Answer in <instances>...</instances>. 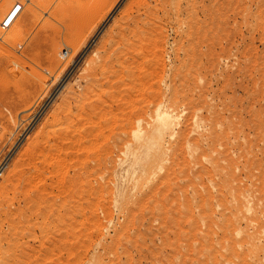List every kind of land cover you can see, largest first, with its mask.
<instances>
[{"label": "rangeland", "instance_id": "rangeland-1", "mask_svg": "<svg viewBox=\"0 0 264 264\" xmlns=\"http://www.w3.org/2000/svg\"><path fill=\"white\" fill-rule=\"evenodd\" d=\"M101 1L0 0V264H264V0Z\"/></svg>", "mask_w": 264, "mask_h": 264}, {"label": "bare ground", "instance_id": "bare-ground-1", "mask_svg": "<svg viewBox=\"0 0 264 264\" xmlns=\"http://www.w3.org/2000/svg\"><path fill=\"white\" fill-rule=\"evenodd\" d=\"M4 1H6V0H4ZM100 1H101V0H100ZM137 1H138V0H137ZM139 1H140L141 4H142V2H143L144 0H143V1H142V0H139ZM145 1H147V0H145ZM145 1H144V2H145ZM155 1L158 2V3H156V4H159L162 8H163V6H166V5H167V4H166V1H164V0H154V2H155ZM163 1H164V2H163ZM20 2H21V0H20ZM34 2H35V1H34ZM91 2H92V1H91ZM98 2H99V1H98ZM101 2H102V1H101ZM150 2H151V1H150ZM22 3H23V2H21V4H22ZM35 3L37 4V2H35ZM38 3H39V2H38ZM41 3H42V2H41ZM86 3H87V2H86ZM152 3H153V2H152ZM90 4H91V3H90ZM98 4H99V3H98ZM141 4H140V5H141ZM29 5H30V4H29ZM32 5H33V3H32ZM81 5H82V4H81ZM95 5H96V3H95ZM135 5H136V4H135ZM168 5H169V3H168ZM170 5H171V3H170ZM14 6H15V5H14ZM36 6H37V5H36ZM83 6H84V5H83ZM143 6H144V5H143ZM171 6H172V5H171ZM15 7H16V6H15ZM15 7H14V8H15ZM41 7H42V6H41ZM129 7H130V6H129ZM131 7H133V6L131 5ZM131 7H130V10H131ZM135 7H138V6H135ZM139 7H140V6H139ZM146 7H147V6H146ZM14 8H13V9H14ZM34 8H35V7H34ZM79 8H80V7H79ZM79 8H78V9H79ZM84 8H85V7H84ZM158 8H159V7H158ZM158 8H157V9H158ZM170 8H171V7H170ZM13 9H11V10H13ZM32 9H33V8H32ZM82 9H83V8H82ZM128 9H129V8H128ZM128 9H127V10H128ZM159 9H160V8H159ZM33 10H34V9H33ZM44 10H45V9H44ZM85 10H86V9H85ZM98 10H99V9H98ZM146 10H147V9H146ZM162 10H165V9H162ZM176 10H177V9H176ZM34 11H35V10H34ZM89 11H90V10H89ZM92 11H93V10H92ZM95 11H96V10H95ZM131 11H137V9H136V10H133V9H132ZM154 11H155V10H154ZM159 11H160V10H159ZM180 11H181V10H180ZM2 12H3V11H2ZM21 12H22V11H21ZM30 12H31V11H30ZM81 12H82V11H81ZM149 12H150V11H149ZM161 12H162V11H161ZM178 12H179V11H178ZM14 13H15V12H14ZM32 13H33V12H32ZM131 13H132V12H131ZM136 13H137V12H136ZM158 13H159V12H158ZM85 14H86V13H85ZM92 14L94 15V13H92ZM95 14H97V13H95ZM133 14H134V12H133ZM137 14H138V13H137ZM137 14H136V15H137ZM140 14H141V13H140ZM140 14H139V15H140ZM154 14H155V13H154ZM166 14L169 15L167 12H166ZM82 15H83V13H82ZM93 15H92V16H93ZM128 15H129V14H128ZM131 15H132V14H131ZM139 15H138V16H139ZM167 15H166V16H167ZM76 16H77V15H76ZM84 16H85V15H84ZM90 16H91V15H90ZM141 16H142V15H141ZM141 16H140V18H141ZM77 17H78V16H77ZM127 17H128V16H127ZM134 17H135V16H134ZM131 18H132V16H131ZM142 18H143V17H142ZM73 19H74V18H73ZM83 19H84V18H83ZM152 19H153V18H152ZM91 20H92V19H91ZM91 20H90V22H91ZM122 20H123V19H122ZM141 20H142V19H141ZM150 20H151V19H150ZM154 20H155V18H154ZM73 21H74V20H73ZM81 21H82V20H81ZM84 21H85V19H84ZM127 21H129V20H127ZM127 21H126V23H127ZM131 21H134V19L131 20ZM136 21H137V20H136ZM139 21H140V20H139ZM82 22H83V21H82ZM150 22H151V21H150ZM88 23H89V22H88ZM122 23H123V22H122ZM126 23H125V24H126ZM139 23H141V22H139ZM151 23H152V22H151ZM154 23H155V22H154ZM74 24H75V23H74ZM83 24H84V23H83ZM123 24H124V23H123ZM128 24H129V23H128ZM135 24H137V23H135ZM142 24H144V23H142ZM146 24H148V23H146ZM149 24H150V23H149ZM129 25H130V24H129ZM129 25H128L127 27H129ZM118 26H119V25H118ZM125 26H126V25H125ZM125 26H124V27H125ZM131 26H132V25H131ZM134 26H135V25H134ZM134 26H133V27H134ZM148 26H149V25H148ZM72 27H73V26H72ZM136 27H137V25H136ZM138 27L140 28V26H138ZM75 28H76V27H75ZM119 28H121V27H119ZM125 28H126V27H125ZM148 28H149V27H148ZM148 28H146V29H148ZM117 29H118V28H117ZM127 29H128V28H127ZM131 29H132V28H131ZM137 29H138V28H137ZM142 29H143V28H142ZM119 30H121V29H119ZM125 30H126V29H125ZM125 30H124V31H125ZM132 30H133V29H132ZM117 31H118V30H117ZM117 31H116V34H119ZM135 31H136V30H135ZM138 31H140V30H138ZM138 31H137V32H138ZM147 31H148V30H147ZM121 33H123V32L120 31V34H121ZM127 33H128V32H127ZM129 33H130V29H129ZM138 33H139V32H138ZM138 33H137V34H138ZM146 33H147V32H146ZM131 34H132V32H131ZM149 34H151V33H149ZM124 35H125V37H126V34H124ZM124 35H123V36H124ZM134 35H135V34H134ZM142 35H143V34H142ZM147 35H148V34H147ZM131 36H132V35H130V37H131ZM138 36H139V35H138ZM84 37H85V36H84ZM115 37H116V36H115ZM135 37H137V35H136ZM147 37H149V36H147ZM150 37H152V36H150ZM78 38H79V37H78ZM122 38H123V37H122ZM126 38H128V35H127ZM137 38H138V37H137ZM111 39H113V37H111ZM133 39H134V38H132V40H133ZM135 39H136V38H135ZM114 40H115V39H114ZM117 40H118V39H117ZM125 40L127 41L128 39H125ZM132 40H130V42H131ZM138 40L141 41V43L144 42V41L142 40V38H138ZM60 41H61V40H60ZM119 41H120V40H118V42H119ZM134 41H135V40H134ZM134 41H133V42H134ZM139 41H138V42H139ZM142 41H143V42H142ZM111 42H112V41H111ZM115 42L117 43V41H114V43H112L114 46H115V44H116ZM121 42H122V41H121ZM121 42H119V43H121ZM128 42H129V41H128ZM128 42H127V43H128ZM79 43H80V42H79ZM125 43H126V42L124 41V44H125ZM131 43H132V42H131ZM72 44H73V43H72ZM144 44H145V43H144ZM147 44H148V43H147ZM56 45H57V44H56ZM76 45H78V44L76 43ZM117 45H119V44H117ZM134 45H135V44H134ZM137 45H138V44H137ZM137 45H135V46H137ZM114 46H113V47H114ZM120 46H121V45H120ZM120 46H118V47H120ZM122 46H123V45H122ZM122 46H121V47H122ZM135 46L133 47V45H132V48H135ZM140 46L142 47V44H141ZM140 46H139V48H140ZM59 47H60V46H59ZM74 47H75V46H74ZM113 47H112V48H113ZM124 47H126V46H124ZM128 47H129V46H127V48H128ZM130 47H131V46H130ZM139 48L137 47V50L140 51L141 48H140V49H139ZM146 48H147V47H146ZM74 49H75V48H74ZM59 50H60V49H59ZM115 50H116V49H114V51H113L114 53H113V54H116ZM131 50H132V49H131ZM133 50H135V49H133ZM137 50H136V53H138ZM107 51H109L108 54H110L111 49H110V50H107ZM116 51L118 52V50H116ZM122 51H123V50H122ZM144 51H146V50L144 49ZM131 52H132V51H131ZM131 52H130V54H131ZM133 52H134V51H133ZM133 52H132V53H133ZM142 52H143V50H142ZM124 53H126V52H124ZM124 53H121V54H123V56H124ZM130 54H129V55H130ZM140 54H141V53H140ZM104 55H105V54H104ZM116 55H117V54H116ZM126 55H127V54H126ZM126 55H125V56H126ZM136 55H137V54H136ZM138 55H139V54H138ZM138 55H137V56H138ZM108 56H110V55H108ZM120 56H121V57H120ZM137 56H136V57H137ZM110 57H115V56H110ZM117 57L124 58V57H122V55H119V56H117ZM129 57H130V56H128V58H129ZM141 57H142V56H141ZM104 58H107V56H104ZM125 58H127V57H125ZM138 58H140V57H138ZM109 59H110V58H109ZM109 59L107 58V60H109ZM111 59H112V58H111ZM118 59H119V58H118ZM133 59H134V58H133ZM103 60H104V59H103ZM115 60H116V59H115ZM115 60H114V61H115ZM135 60H136V59H134V61H135ZM137 60H138V59H137ZM112 61H113V60H112ZM116 61H118L117 63H118V65H119V64H120V63H119V60H116ZM116 61H115V62H116ZM125 61H127V60H125ZM115 62H113V63H115ZM136 62H137V61H136ZM138 62H139V60H138ZM105 63H106V61H105ZM109 63H110V62H109ZM122 63H124V62H122ZM134 63H135V62H134ZM130 64H131V63H130ZM101 65H102V63H101ZM107 65H108V63H107ZM120 65H121V64H120ZM105 66H106V65H105ZM122 66H124V65H122ZM128 66H130V65H128ZM100 67H101V66H100ZM119 67H120V66H119ZM102 68H104V66L101 67V68H99V69L101 70ZM109 68H111V67L109 66ZM112 68H113V67H112ZM121 68H123V67H121ZM129 68H130V67H129ZM99 69H97V70H99ZM104 69H105V68H104ZM104 69H103V70H104ZM106 69H107V66H106ZM113 69H114V70H117L116 68H113ZM123 69H124V68H123ZM126 69H127V68H126ZM127 70H129V69H127ZM111 71H113V70H111ZM118 71H119V69H118ZM120 71L122 72L121 69H120ZM100 72H101V71H100ZM104 72H105V71H103V73H104ZM107 72H108V71H107ZM107 72H106V73H107ZM113 72L115 73V72H117V71H113ZM129 72H130V71H129ZM110 73H112V72H110ZM114 73H112V74L115 75ZM117 73H119V72H117ZM126 74H128V73H126ZM95 75H96V74H95ZM95 75H94V76H95ZM101 75H103V74H101ZM120 75H121L120 77H121V79H122V78H123V77H122L123 73H122V74L120 73ZM128 75H129V74H128ZM130 75H132V74H130ZM118 76H119V74L116 75V77H113V76H112V78L115 79V78H117ZM124 76H127V75H124ZM100 77H101V76H100ZM100 77H99V78H100ZM120 77H119V78H120ZM96 78H97V77H96ZM103 78H104V76L102 77V79H103ZM124 78H125V77H124ZM127 78H130V77L128 76ZM105 79H106V77H105ZM107 79H108V78H107ZM112 80H113V79H112ZM122 80H123V79H122ZM102 81H103V80H102ZM113 81L115 82V80H113ZM116 81H117V80H116ZM120 81H121V80H120ZM108 82H109V80H108ZM124 82H125V80H124ZM124 82L122 81V84H123ZM98 83H100V82H98ZM111 83H112V82H111ZM115 83H116V85H118L117 82H115ZM100 84H101V83H100ZM122 84H121V86H122ZM108 85H110V83H108ZM111 85H112V84H111ZM123 85H124V84H123ZM97 87H98V86H97ZM110 87H112V86H110ZM115 87H116V86H115ZM115 87H114V89H115ZM94 88H95V87H94ZM106 88H107V87H106ZM106 88H105V89H106ZM108 88H109V86H108ZM92 89H93V88H92ZM101 89H102V88L100 87V91H102ZM110 89H111V88H110ZM90 90H91V89H90ZM98 90H99V89H97V91H98ZM93 91L96 92V90H94V89H93ZM108 91H109V89H108ZM115 91H116V90H115ZM95 92H94V93H93V92H90V93H92V94H97V93H95ZM109 92H110V91H109ZM84 93H85V92H84ZM88 93H89V92H88ZM111 93H112V92H111ZM92 94H91V95H92ZM107 94H108V93H107ZM152 95H153V94H151V97H152ZM154 95H155V94H154ZM88 96H89V95H88ZM94 96H96V95H93V97H94ZM89 97H90V96H89ZM97 97H98V95H97ZM151 97H150V98H151ZM155 97H156V96H155ZM155 97H154V98H155ZM87 98H88V97H87ZM154 98H152V99H154ZM97 99H98V98H97ZM97 99H94V100H97ZM152 99H151V100H152ZM87 100H88V99H87ZM89 100H91V98H90ZM148 100H149V98H148ZM151 100H150V101H151ZM97 101H99V100H97ZM100 101H101V99H100ZM102 101H103V98H102ZM152 101H153V100H152ZM152 101H151V102H152ZM159 101H160V100H159ZM87 102H88V101H87ZM104 102H105V101H103L102 103H104ZM156 102H157V101H156ZM99 103H100V102H99ZM99 103H98V104H99ZM102 103H100V104H102ZM105 103H106V102H105ZM152 103H153V102H152ZM98 104L95 103V105H98ZM154 104H155V103H154ZM79 105H80V104H79ZM84 105H85V104H84ZM93 106H94V104H93ZM81 107H82V106H81ZM98 107H99V105H98ZM145 107H146V106H145ZM89 108H90V107H89ZM99 108H100V107H99ZM83 109H84V108H83ZM89 110H90V109H89ZM99 110H100V109H99ZM78 111H79V109H78ZM85 111H86V110H85ZM87 111H88V110H87ZM92 111H93V110H92ZM140 111H141V110H140ZM143 111H145V110H143ZM90 112H91V111H90ZM94 112H95V110H94ZM152 112H153V111H152ZM87 113H88V112H87ZM91 113H92V112H91ZM91 113H90V114H91ZM137 113L139 114L138 116H140V113H139V112H137ZM83 114H84V113H83ZM92 114H95V113H92ZM134 114H135V113H134ZM134 114H133V115H134ZM80 115H81V114H80ZM96 115H97V114H96ZM96 115H92V116H96ZM84 116H85V115H84ZM84 116H83V117H84ZM90 116H91V115H90ZM100 116H101V115H100ZM134 116H135V115H134ZM141 116H142V114H141ZM97 117H98V116H97ZM129 117H130V116H129ZM86 118H87V117H86ZM90 118H91V117H90ZM134 118L136 119L137 117H134ZM131 119H132V118H131ZM131 119L129 120V123H127V124L131 125L130 123L133 122V120L131 121ZM142 119H143V118H142ZM72 120H73V119H72ZM74 120H78V119H74ZM88 120H89V119H88ZM91 120H92V119H91ZM126 120H127V118H126ZM80 121H81V120H80ZM82 121H83V120H82ZM89 121H90V120H89ZM130 121H131V122H130ZM157 121H158V123H159V127H160L162 130H168V129L171 127L172 123H173V121H172V115H171V113H170L169 111H164V112L158 114V116H157ZM71 122H72V121H71ZM93 122H94V121H93ZM58 123H59V122H58ZM77 123H78V122H77ZM77 123H76V124H77ZM79 123H81V122H79ZM82 123H83V122H82ZM95 124H96V123H95ZM132 124H133V123H132ZM70 125H71V124H70ZM77 125H78V124H77ZM84 125H85V124H84ZM90 125H91V124H90ZM96 125H97V124H96ZM133 125H134V124H133ZM133 125H132V126H133ZM57 126H58V125H57ZM66 126H67V125H66ZM66 126H65V127H66ZM72 126H73V125H71V127H72ZM80 126H81V125H80ZM88 126H89V125H88ZM77 128H78V127H77ZM81 128H82V127H81ZM72 129H73V128H72ZM100 129H101V128H100ZM98 130H99V128H98ZM78 132H80V131L78 130ZM96 132H98V131L96 130ZM96 132H95V133H96ZM99 132H101V131H99ZM99 132H98V133H99ZM70 133H72V132H70ZM73 133H76V130H75V132H73ZM80 134H81V133H80ZM91 135H92V134H91ZM82 136H83V135H82ZM64 137H65V136H64ZM73 137H74V136H73ZM79 137H80V135H79ZM83 137H84V136H83ZM86 138H87V137H86ZM86 138H85V139H86ZM65 140H66V139H65ZM70 140H71V139H70ZM63 141H64V140H63ZM52 142H53V141H52ZM83 143H84V142H83ZM55 144H56V143H55ZM73 144H74V143H73ZM57 145H58V144H57ZM77 145H78V144H77ZM63 146H65V145H63ZM57 147H58V146H57ZM57 147H56V149H57ZM82 147H84V146H82ZM76 149H77V148H76ZM73 150H74V149H73ZM56 152H57V151H56ZM66 152H67V151H66ZM79 152H80V151H79ZM56 154H57V153H56ZM56 154H55V156H56ZM47 156H48V154H47ZM53 156H54V154H53ZM55 156H54V157H55ZM57 156H58V154H57ZM57 156H56V157H57ZM76 156H78V154H76ZM49 157H50V156H49ZM56 157H55V158H56ZM58 157H59V156H58ZM52 158H53V157H52ZM81 158H82V157H81ZM50 159H51V158H50ZM58 159H59V158H58ZM91 159H92V158H91ZM91 159H90V160H91ZM83 160H84V159H83ZM85 160H86V159H85ZM93 160H94V158H93ZM96 160H97V159H96ZM51 161H52V160H51ZM88 161H89V159H88ZM45 162H46V161H45ZM64 162H65V161H64ZM96 162H97V161H96ZM52 163H53V162H52ZM79 163H80V162H79ZM43 164H44V163H43ZM48 164H50V161H49ZM64 164H65V163H64ZM85 164H87V163H85ZM96 164H97V163H96ZM40 165H41V164H40ZM50 165H52V164H50ZM57 165H59V164H57ZM76 165H77V164H76ZM88 165H89V164H88ZM48 166H49V165H48ZM39 167H40V166H39ZM51 167H52V166H50V168H51ZM36 168H37V167H36ZM56 169H57V168H55V170H56ZM62 169H63V167H62ZM65 170H66V169H65ZM67 170H68V169H67ZM59 171H60V170H59ZM61 171H63V170H61ZM78 171H79V170H78ZM78 171H77V173H78ZM87 171H88V170H87ZM39 172H41V171H39ZM49 172H51V170H50ZM79 172H82L81 169H80ZM85 172H86V171H85ZM47 173H48V172H47ZM58 173H59V172H58ZM60 173H61V172H60ZM77 173H74V175L77 174ZM88 173H89V172H88ZM61 174H63V173H61ZM65 174H66V173H65ZM67 174H68V173H67ZM78 174H79V173H78ZM80 174H81V173H80ZM89 174H90V173H89ZM89 174H88V175H89ZM35 175H36V174H35ZM49 175H50V173H49ZM52 175H53V174H52ZM58 175H59V174H58ZM33 176H34V175H32V179H33ZM50 176H51V175H50ZM76 176L78 177V175H76ZM68 177H70V176H68ZM68 177H67V179H68ZM74 177H75V176H74ZM74 177H72V175H71V178H74ZM77 177H76V178H77ZM88 177H89V176H88ZM35 178L37 179L38 176L35 177ZM35 178H34V179H35ZM55 178H56V177H55ZM60 178H61V177H60ZM60 178H59V179H60ZM79 178H80V176H79ZM34 179H33V180H34ZM36 179H35V180H36ZM40 179H41V178H40ZM48 179H49V178H48ZM51 179H52V178H51ZM77 179H78V178H77ZM37 180H38V179H37ZM49 180H50V179H49ZM60 180H63V182H64V178H63V179H60ZM60 180L58 181V180L56 179V182H57V181H58V182H62V181H60ZM72 181H73V180H72ZM84 181H85V180H84ZM29 182H30V181H29ZM35 182H36V181H35ZM45 182H46V181H45ZM52 182H53V181H52ZM33 183H34V182H33ZM36 183H38V181H37ZM67 183H68V182H67ZM75 183H76V182H75ZM78 183H82V182L79 180ZM78 183H77V184H78ZM85 183H86V182H85ZM39 184H40V181H39ZM45 184H46V183H45ZM45 184H43V185H45ZM62 184H63V183H62ZM69 184H70V183H69ZM34 185H35V183H34ZM37 185H38V184H37ZM53 185H54V184H53ZM58 185H59V184H58ZM58 185H57V186H58ZM86 185H87V184H86ZM32 186H33V185H32ZM35 186H36V185H35ZM35 186H34V187H35ZM47 186H48V185H47ZM49 186H50V185H49ZM76 186H78V185H76ZM27 187H28V186H27ZM54 187H55V186H54ZM59 187H60V185H59ZM59 187H58V188H59ZM69 187H70V186H69ZM79 187H81V186L79 185ZM101 187H102V186H101ZM28 188H29V187H28ZM36 188H37V187H36ZM60 188H61V187H60ZM82 188H83V187H82ZM33 189H34V188H33ZM48 189H49V188H48ZM67 189H68V186H67ZM75 189H76V188H75ZM64 190H65V189H64ZM83 190H85V189L83 188ZM83 190H82V191H83ZM86 190H89V187L86 188ZM93 190H94V189H93ZM93 190H92V191H93ZM95 190H96V189H95ZM95 190H94V191H95ZM28 191H29V190H28ZM30 191H31V189H30ZM32 191H33V190H32ZM36 191H37V190H36ZM36 191H33V192H36ZM67 191H68V190H67ZM90 191H91V189H90ZM25 192H26V191H25ZM62 192H63V191H62ZM62 192H61V193H62ZM64 192H66V191H64ZM70 192H71V189H70ZM72 192H73V190H72ZM83 192H84V191H83ZM86 192H87V191H85V194H86ZM96 192H97V191H95V193H96ZM99 192H100V191H99ZM38 193H39V191H38ZM45 193H46V192H45ZM47 193H48V192H47ZM56 193H57V192H56ZM74 193H76V192H74ZM87 193H88V192H87ZM6 194H7V195L9 194V193H8V187H7V185H4V186L0 187V243L3 244V242H6V244H7L8 247H9V246L11 245V242H12V236H13V232H14V229H15V226H16V225H15V220H14V207H13L14 204L11 203V204L8 205L7 207L3 206V204H2V201L4 200ZM42 194H43V193H42ZM66 194H67V192H66ZM77 194H78V193H76V195H77ZM83 194H84V193H83ZM26 195H27V193H26ZM35 195H36V194H35ZM45 195H46V194H45ZM59 195H60V194H59ZM69 195H71V193H69L68 196H69ZM87 195H88V194H87ZM90 195H91V194H90ZM90 195H89V196H90ZM27 196H29V195H27ZM39 196H40V195H39ZM46 196H47V195H46ZM52 196H53V195H52ZM83 196H84V195H83ZM93 196H95V195H93ZM6 197H7V196H6ZM36 197H37V196H36ZM54 197H55V196H54ZM63 197H64V196H63ZM65 197H67V196L65 195ZM76 197H78V196H76ZM68 198H70V196H69ZM68 198H67V199H68ZM73 198H74V197H73ZM17 199H18V198H17ZM19 199H20V198H19ZM43 199H44V198H43ZM61 199H63V198H61ZM61 199H60V200H61ZM80 199H81V197H80ZM91 199H93V197H91ZM60 200H59V201H60ZM81 200H84V199H81ZM87 200H88V199H87ZM77 201H79V198L77 199ZM85 201H86V199H85ZM89 201H91V200H88V202H89ZM32 202H33V201H32ZM64 202H65V201H64ZM75 202H76V201H75ZM17 203H18V202H17ZM22 203H23V202H22ZM26 203H27V202H26ZM47 203H48V201H47ZM60 203H61V202H60ZM67 203H68V202H67ZM67 203H66V204H67ZM80 203H81V201H80ZM82 203H84V202H82ZM33 204H34V203H33ZM43 204H44V203H43ZM66 204H65V205H66ZM73 204H74V203H73ZM76 204H77V202H76ZM76 204H75V207H77ZM78 204H79V203H78ZM87 204H89V203H87ZM27 205H28V203H27ZM51 205H52V204H51ZM91 205H92V204H91ZM66 206H68V204H67ZM73 206H74V205H73ZM78 206H79V205H78ZM81 206H82V205H81ZM17 207H20V206L17 205ZM38 207H39V206H38ZM42 207H43V206H42ZM58 207H60V206H58ZM61 207H62V206H61ZM69 207H70V205H69ZM75 207H74V208H75ZM90 207H91V206H90ZM25 208H26V207H25ZM82 208H83V207H82ZM49 209H50V208H49ZM56 209H57V208H56ZM58 209H59V208H58ZM67 209H68V208H67ZM67 209H66V211H68ZM70 209H71V208H70ZM87 209H88V208H87ZM91 209H92V207H91ZM26 210H27V209H26ZM53 210H54V209H53ZM59 210H60V209H59ZM64 210H65V208H64ZM72 210H73V209H72ZM72 210H70V211H72ZM78 210H79V209H78ZM16 211H17V210H16ZM21 211H22V209H21ZM73 211H74V210H73ZM80 211H81V209H80ZM26 212H27V211H26ZM62 212H63V211H62ZM15 213H16V212H15ZM17 213H18V212H17ZM43 213H44V212H43ZM56 213H57V211H56ZM64 213H65V212H64ZM75 213H76V212H75ZM24 214H27V213H24ZM79 214L81 215L80 212H79ZM19 215H20V214H19ZM19 215H18V216H19ZM22 215H23V213H22ZM44 215H45V214H44ZM61 215H62V214H61ZM67 215H68V213H67ZM75 215H76V214H75ZM82 215H83V214H82ZM91 215L94 216L93 214H91ZM25 216H27V215H25ZM46 216H47V215H46ZM21 217H23V216H21ZM51 217H52V216H51ZM61 217H62V216H61ZM63 217H64V214H63ZM78 217H79V215H78ZM15 218H17V216H16ZM23 218H24V217H23ZM68 218H69V217H68ZM68 218H67V219H68ZM83 218H84V217H83ZM83 218H82V219H83ZM89 218H91V217L89 216ZM2 219H3V222H2ZM28 219H29V218H28ZM53 219H55V218L53 217ZM65 219H66V218H65ZM69 219H70V218H69ZM80 219H81V218H80ZM92 219H93V218H92ZM92 219H91V222H92ZM43 220H44V219H43ZM46 220H47V219H46ZM59 220H61V219H59ZM59 220H57V221H59ZM70 220H71V219H70ZM85 220H86V218H85ZM87 220H88V218H87ZM51 221H52V220H51ZM80 221H81V220H80ZM19 222H21V221H19ZM49 222H50V221H49ZM62 222H63V221H62ZM67 222H68V221H67ZM70 222H71V221H70ZM82 222H83V220H82ZM87 222H88V221H87ZM38 223H39V222H38ZM43 223H45V221H44ZM68 223H69V222H68ZM73 223H75V222L73 221ZM78 223H79V222H78ZM18 224H19V223H18ZM20 224H21V223H20ZM36 224H37V223H36ZM45 224H46V223H45ZM86 224H88V223H86ZM89 224H90V223H89ZM52 225H53V224H52ZM63 225H64V223H63ZM26 226H27V225H26ZM46 226H47V225H46ZM61 226H62V225H61ZM20 227H21V226H20ZM42 227H43V226H42ZM44 227H45V226H44ZM64 227H65V226H64ZM64 227H63V228H64ZM67 227H68V226H67ZM71 227L73 228V225H72ZM87 227H88V226H87ZM18 228H19V227H18ZM21 228H23V227H21ZM35 228H36V226H35ZM39 228H40V227H39ZM50 228H51V227H50ZM51 229H52V228H51ZM51 229H50V231L54 233L55 231H54V230L52 231ZM61 229H62V228H61ZM68 229H69V228H68ZM74 229H75V228H74ZM88 229H90V228H88ZM27 230H28V229H27ZM43 230H44V229H43ZM46 230H47V229H46ZM48 230H49V228H48ZM64 230H65V229H64ZM70 230H71V228H70ZM81 230H82V229H81ZM40 231H41V230H40ZM62 231H63V230H62ZM15 232H16V231H15ZM20 232H21V231H20ZM63 232H64V231H63ZM70 232H72V230H71ZM70 232H69V234H70ZM75 232H76V231H75ZM75 232H74V233H75ZM18 233H19V232H18ZM53 233H52V234H53ZM56 233H57V232H56ZM76 233H78V232H76ZM79 233H80V231H79ZM89 233H90V232H89ZM22 234H23V232H22ZM40 234H41V233H40ZM66 234H67V233H66ZM29 235H30V234H29ZM41 235H42V234H41ZM41 235H40V237H41ZM49 235H50V234H49ZM63 235H64V234H63ZM72 235H73V234H72ZM89 235H90V234H89ZM18 236H19V235H17V237H18ZM44 236H45V235H44ZM46 236H47V235H46ZM56 236H57V235H56ZM59 236H60V235H59ZM70 236H71V235H70ZM20 237H21V233H20ZM51 237H53V236H51ZM36 238H37V237H36ZM43 238H45V237H43ZM20 239H21V238H20ZM41 239H42V238H41ZM52 239H53V238H52ZM58 239H60V237H59ZM72 239H73V238H72ZM18 240H19V239H18ZM24 240H25V239H24ZM45 240H46V239H45ZM66 240H67V239H66ZM39 241H40V239H39ZM39 241H38V242H39ZM64 241H65V240H64ZM29 242H30V241H29ZM55 242H56V241H55ZM62 242H63V241H62ZM42 243H43V242L38 243V244H42ZM52 243H53V242H52ZM73 243H74V242H73ZM55 244H56V243H55ZM43 245H44V244H43ZM50 245H52V244H50ZM69 245H70V244H69ZM29 246H30V245H29ZM44 246H45V245H44ZM55 246H56V245H55ZM61 246H62V245H61ZM67 246H68V245H67ZM70 246H71V245H70ZM40 247H42V246H40ZM74 247H75V246H74ZM47 248H48V247H47ZM66 248H67V247H66ZM72 248H73V245H72ZM27 249H28V248H27ZM31 249H32V248H31ZM50 249H51V248H50ZM62 250H63V248H62ZM42 251H43V250H42ZM48 251H49V250H48ZM25 252H26V251H25ZM40 252H41V251H40ZM26 253H27V252H26ZM54 256H55V255H54ZM17 258H18V257H17ZM19 259H20V258H19ZM15 261H16V259H15ZM15 261H14V262H15ZM17 262H18V261H17ZM17 262H16V263H17ZM20 262H21V261H20ZM23 262H24V261H23ZM25 262H26V261H25ZM55 264H56V263H55Z\"/></svg>", "mask_w": 264, "mask_h": 264}, {"label": "built area", "instance_id": "built-area-1", "mask_svg": "<svg viewBox=\"0 0 264 264\" xmlns=\"http://www.w3.org/2000/svg\"><path fill=\"white\" fill-rule=\"evenodd\" d=\"M22 6H23L22 4L17 3L15 10H14L15 13H11L9 17H7L6 19H4V21H2L1 23L2 30L7 31L11 28L13 20L15 19V16L21 10ZM0 132H1V124H0Z\"/></svg>", "mask_w": 264, "mask_h": 264}]
</instances>
